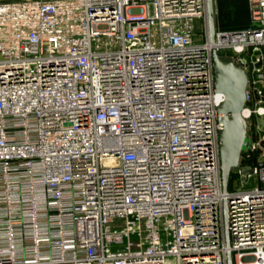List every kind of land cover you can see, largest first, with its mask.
Instances as JSON below:
<instances>
[{"label": "built area", "instance_id": "1", "mask_svg": "<svg viewBox=\"0 0 264 264\" xmlns=\"http://www.w3.org/2000/svg\"><path fill=\"white\" fill-rule=\"evenodd\" d=\"M247 1L248 27L211 44L206 0H0V264H264V0ZM215 50L249 79L227 194Z\"/></svg>", "mask_w": 264, "mask_h": 264}, {"label": "water", "instance_id": "2", "mask_svg": "<svg viewBox=\"0 0 264 264\" xmlns=\"http://www.w3.org/2000/svg\"><path fill=\"white\" fill-rule=\"evenodd\" d=\"M207 23L210 43H215L217 5L214 0H206ZM216 90L224 96V102L218 111L223 130L221 140V165L223 192L228 193L231 175L241 162L248 133L247 121L242 112L247 102L248 75L239 64L230 57L221 56L216 50L213 54ZM226 243L230 247L228 232V208L224 205ZM227 264H233L232 254H227Z\"/></svg>", "mask_w": 264, "mask_h": 264}, {"label": "rangeland", "instance_id": "3", "mask_svg": "<svg viewBox=\"0 0 264 264\" xmlns=\"http://www.w3.org/2000/svg\"><path fill=\"white\" fill-rule=\"evenodd\" d=\"M249 23V6L246 0H225L217 4L216 26L218 29L223 31L242 30ZM195 26L196 33L199 34L203 31L201 21H196Z\"/></svg>", "mask_w": 264, "mask_h": 264}, {"label": "trees", "instance_id": "4", "mask_svg": "<svg viewBox=\"0 0 264 264\" xmlns=\"http://www.w3.org/2000/svg\"><path fill=\"white\" fill-rule=\"evenodd\" d=\"M221 56H224V55L221 54ZM233 179H234V176H233V173H232V175H231V179H230V182H229V187H228L229 191H230L231 188H232Z\"/></svg>", "mask_w": 264, "mask_h": 264}, {"label": "crops", "instance_id": "5", "mask_svg": "<svg viewBox=\"0 0 264 264\" xmlns=\"http://www.w3.org/2000/svg\"><path fill=\"white\" fill-rule=\"evenodd\" d=\"M48 1V0H47ZM50 1V0H49ZM52 1H55V0H52ZM247 1V0H246ZM223 2V1H222ZM247 3H248V1H247ZM248 6H249V4H248ZM249 20H250V13H249ZM248 27V26H247ZM246 27V28H247ZM237 31V30H236Z\"/></svg>", "mask_w": 264, "mask_h": 264}]
</instances>
